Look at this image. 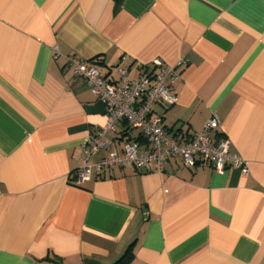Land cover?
I'll use <instances>...</instances> for the list:
<instances>
[{"label": "crops", "instance_id": "1", "mask_svg": "<svg viewBox=\"0 0 264 264\" xmlns=\"http://www.w3.org/2000/svg\"><path fill=\"white\" fill-rule=\"evenodd\" d=\"M69 55L111 80L185 58L154 113L183 135L217 113L247 174L172 156L75 185L107 117ZM106 139L145 146L124 123ZM131 243L127 264H264V0H0V264H109Z\"/></svg>", "mask_w": 264, "mask_h": 264}, {"label": "built area", "instance_id": "2", "mask_svg": "<svg viewBox=\"0 0 264 264\" xmlns=\"http://www.w3.org/2000/svg\"><path fill=\"white\" fill-rule=\"evenodd\" d=\"M185 63V58L175 65L164 64L156 58L151 67H145L133 77L119 67L118 78L111 80L90 61L76 55L67 57L70 71L85 79L91 93L104 105L107 117L106 124L90 133L86 140L84 161L74 174L75 185L115 166H132L143 171L154 166L161 172L172 156L179 157L189 168L207 163L217 171L232 166L247 174L245 160L230 149L228 137L220 136L217 113L213 112L199 131L189 135L171 134L161 116L154 113L157 104L170 106L175 103L176 94L171 86ZM121 123L127 129H137L145 146L141 147L137 140H126L120 150L109 149L106 136L115 133ZM101 148L107 149V154L98 162L90 163L91 156Z\"/></svg>", "mask_w": 264, "mask_h": 264}, {"label": "trees", "instance_id": "3", "mask_svg": "<svg viewBox=\"0 0 264 264\" xmlns=\"http://www.w3.org/2000/svg\"><path fill=\"white\" fill-rule=\"evenodd\" d=\"M132 243L128 245V247L126 248V250L124 251V253L114 262L109 263V264H127L128 261L131 259L132 257Z\"/></svg>", "mask_w": 264, "mask_h": 264}]
</instances>
